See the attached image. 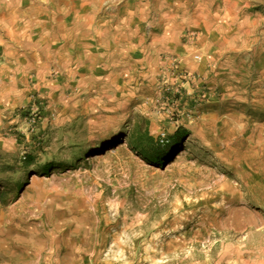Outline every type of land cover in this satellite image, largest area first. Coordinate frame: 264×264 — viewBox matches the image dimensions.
<instances>
[{"label":"rangeland","instance_id":"374dc122","mask_svg":"<svg viewBox=\"0 0 264 264\" xmlns=\"http://www.w3.org/2000/svg\"><path fill=\"white\" fill-rule=\"evenodd\" d=\"M0 264H264V0H0Z\"/></svg>","mask_w":264,"mask_h":264},{"label":"trees","instance_id":"16d2710c","mask_svg":"<svg viewBox=\"0 0 264 264\" xmlns=\"http://www.w3.org/2000/svg\"><path fill=\"white\" fill-rule=\"evenodd\" d=\"M148 135V134H147ZM189 136V131L186 130L184 127H179L176 132L173 134V136H171L172 140H174L177 143H181L183 141H185V139ZM150 139H152V137H150ZM162 147H159L158 143L157 144H144V145H140V147L142 148H149V150L155 154H161V156L159 155L157 161H161L164 159L165 155L168 154L169 152V148L165 147V146H169L168 144L162 145ZM162 149V150H161ZM46 169H50V165H47L45 167ZM45 170V169H44Z\"/></svg>","mask_w":264,"mask_h":264},{"label":"built area","instance_id":"2783aa9c","mask_svg":"<svg viewBox=\"0 0 264 264\" xmlns=\"http://www.w3.org/2000/svg\"><path fill=\"white\" fill-rule=\"evenodd\" d=\"M196 59H201V56L199 54L195 55ZM161 141H164V139H161Z\"/></svg>","mask_w":264,"mask_h":264},{"label":"bare ground","instance_id":"6f19581e","mask_svg":"<svg viewBox=\"0 0 264 264\" xmlns=\"http://www.w3.org/2000/svg\"><path fill=\"white\" fill-rule=\"evenodd\" d=\"M111 152L113 151V150H110ZM94 159V158H93Z\"/></svg>","mask_w":264,"mask_h":264}]
</instances>
